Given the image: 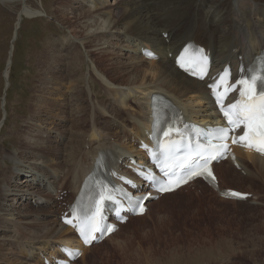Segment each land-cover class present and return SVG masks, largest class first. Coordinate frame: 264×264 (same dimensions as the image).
Masks as SVG:
<instances>
[{
	"label": "bare ground",
	"instance_id": "6f19581e",
	"mask_svg": "<svg viewBox=\"0 0 264 264\" xmlns=\"http://www.w3.org/2000/svg\"><path fill=\"white\" fill-rule=\"evenodd\" d=\"M100 1L101 2H95V0H93L95 7H88V11L85 12H82L83 10H81L79 14L78 9L82 7L81 3L84 2L89 4L91 3V0H69L70 3L67 6L70 10L75 12L76 16L74 18L80 21L77 24L79 25L81 23L82 25V35L78 38L80 43H90L89 45L92 44L91 47L95 48L93 49L94 51H101L105 49V45H110L111 41L109 42V40L111 38H117L122 42V45L125 44V46H121V51H131L134 55H137V57H134V55L129 56L131 57L129 59L137 61L134 64H131V66H129V64L127 65L129 66V70L127 69L128 74H125L126 71L123 70L118 71V83L114 79L115 76L112 74L109 76L106 73L107 71H103L104 69L102 70L101 68H98V72L108 81L107 85H101L102 88L100 90V94L98 93V95L100 96L103 94L108 96V99H112V102L117 106L116 109L120 108L124 110L118 111L117 115L113 112L108 113L110 111L108 108L107 112H102V109L95 106L91 116L88 117L89 119L85 118V125L87 122L90 123L88 130H84L79 126L84 118L80 119V115L75 116L78 119L76 122L77 126H73V128H71L70 131H72V136L68 138L69 142L66 145H63L64 148L62 147V154L60 153L58 156L56 154L50 156L48 152L53 149L54 144H52L53 146L50 145V140L42 142L40 137L46 139L49 138L46 131H51L52 127L47 129V123L52 125V122L44 120L41 117H44V113L45 116H49L51 114L53 116V113L57 111V107L55 105L56 103L53 104L48 101V98L45 96L46 89L48 87L46 88L43 84L44 89L41 92L44 93V95L38 94L42 98H38L39 103H34L37 108V113L31 114L29 118L27 117V122L25 121V124L38 121L39 124H36L38 127V134H32L31 137L27 139V145L24 143L23 144L25 146L23 144H19V147L15 152L6 148V153L9 154H2L5 158L12 159L11 161L14 162L15 165L7 168L6 172L1 174L4 177H8L9 180L8 182L6 181L7 183L4 181L2 185L0 184V196L3 197V202H0V209L3 208V210L0 211V240H2V242L3 240L10 242L11 245L7 244L11 247V249H13L11 252L9 251L13 260L10 259L8 251L6 252L0 248V264H43L44 259L43 257L40 258L41 255L43 254L45 258H50L57 253L58 247L62 244L66 246H80L72 231L63 226L60 223V219L56 217L58 213L57 210L61 203H54L53 201L60 198L59 192L60 190H63V187H67L73 197L81 180L91 170L94 156L100 150L113 149L118 153L119 157H143V153L137 150V147L135 148L131 142L137 140L138 138H143L145 131L148 130L151 124L150 114L152 94L162 93L170 97L176 101L189 118L195 122L202 123L204 117H217V113L215 112L210 98L208 97L206 82L201 83L193 80L185 76L174 66V58L185 42L191 40L196 41L197 44H201L210 49L214 58V65L219 67V70L231 61H234V63L237 64L236 58L238 53L244 54L245 57L252 58L254 55H258L262 50H264V0H119V3L116 1L117 5L114 7H111L113 5H108V0ZM196 10L203 13L207 26H212V28L201 27L198 24L191 22ZM245 12H247V15L252 18L249 22L242 21L243 14ZM38 14L39 12H37V10L24 8L20 15L22 18V16L37 17L39 16ZM100 17H104V19H100ZM21 18H19V21H21ZM229 23L233 28L231 32L229 30ZM19 24L20 22L17 23V33ZM253 25H258V27L250 28ZM164 33H168L167 38L162 36ZM70 41L76 44L75 41ZM141 47H151L154 52L160 56V60L147 61L144 59L140 54ZM111 51L110 53L114 52ZM57 53L58 57L56 56ZM62 53V49L60 51L55 50L51 57L49 56L50 58H56L54 64H52L54 61L50 63V65L52 64L51 68H56L58 65L59 67L66 66V62L62 61L63 58L60 60V56H63ZM10 54L11 57L9 55L5 75L8 79L10 78L9 76L12 66L14 47ZM170 55L173 57L170 58ZM76 60L79 59L73 58V62ZM67 65L69 68L71 65L73 66L70 62H68ZM105 67H107V65H105ZM42 70H45V68ZM49 75L50 74L43 73L41 79L49 86V88H52L51 90L48 88L52 97L54 96V89H61V87L58 88V85L60 84L61 86V83L64 81H62L61 77ZM124 75L126 76L125 78L121 77ZM75 78L68 77V79H70L68 83H70L72 88L73 85L76 87V85L81 81L79 78V82L74 84L76 83ZM112 86L116 87L112 88ZM63 88L65 89V87H62V89ZM60 96H62V93ZM76 97L79 96L76 95ZM65 104L69 105L68 103ZM130 104H133L135 108H131ZM103 106L105 109L110 105L107 106L106 104ZM199 106L201 107L198 108ZM78 109L79 108H77V110ZM97 114H99L98 117L100 116L98 120L96 116ZM105 116L109 118V120L110 118H113L112 124L118 126L117 130L119 132L117 134L110 133V135H107V132L110 131V129L107 131L102 126L99 127V121L102 119L101 117ZM128 122L130 126H128ZM3 123L4 122L0 123V132L3 128ZM106 124L108 126V123ZM16 131L17 130L12 132V135L18 137L19 135ZM15 145L16 142L13 146ZM30 148H34V150L30 151ZM40 149L44 151H40ZM238 162L241 167L240 173H245L248 178L241 177L237 174L234 167L228 161L217 165L215 168L216 170L219 169L218 174L220 173L223 179L228 180L231 176V180L236 182L243 180L252 181L255 188L261 190L259 192V196L263 206L264 158L250 154H238ZM5 165L7 166V163H5ZM65 165L66 167L63 168L62 166ZM26 171L28 173V178L22 180L21 183L23 181L28 183L27 185H29L30 188L27 192H29L30 197L34 199L33 201L35 205H33L35 207L33 206L34 210H28L30 214L27 219L25 218L26 221L24 222V219H17L18 221H16V218L14 217L16 216L15 213L11 212L10 209H7L4 203H7V197L15 195L9 185L11 184L12 177L19 179L20 174ZM55 182L57 184L56 186L53 185ZM226 187L233 189L231 186ZM202 188L204 191H201V193L205 192V188L209 189L204 186H202ZM180 192L181 191L178 190L170 195L163 196L161 199H169L179 196L181 194ZM226 201L228 203L229 200ZM155 202L156 201H152L150 203L154 206L156 205ZM241 203L242 202H239L238 204ZM27 213H25L24 216H26ZM147 214L148 213H146L143 217L132 219H144ZM6 222H12V226H8V224L6 225ZM22 225H24V227H21ZM128 225L129 223L125 224L122 226V229H125ZM261 232L262 241L264 242V221L262 223ZM2 233L4 234L2 235ZM113 237L114 235L109 237L107 240L112 239ZM231 240L232 239L223 237H211L207 240L205 238V240L201 242L202 246L201 249L199 248L200 251L192 254L190 253V255L188 254L189 256L185 261L175 262L172 261L173 259L170 260L166 258L163 259L162 264H237L238 260L245 259L244 257L247 253L244 252L245 254H243L242 252H237V254H234L236 248L233 246L234 242L232 243ZM93 248L94 246L89 249H85L84 251L92 252ZM116 250L117 249L114 251ZM255 250L252 252L251 256L256 257L259 254ZM229 260H233L234 263H229Z\"/></svg>",
	"mask_w": 264,
	"mask_h": 264
},
{
	"label": "rangeland",
	"instance_id": "374dc122",
	"mask_svg": "<svg viewBox=\"0 0 264 264\" xmlns=\"http://www.w3.org/2000/svg\"><path fill=\"white\" fill-rule=\"evenodd\" d=\"M23 1L24 0H0V123L4 122L3 128L0 132L1 185L4 181L8 182L9 180L8 177H4L1 174L6 172L7 168L15 165L14 162L11 161L12 159H7L2 155L7 152L6 148L15 152L18 149L19 144H26L27 139H29L32 134H38V127L36 126V124H39L38 121H33L30 124L25 123L31 114L37 113V108L34 103H39L38 98L40 96L38 94L44 95V93L41 92L44 89V86L49 88V86L41 79L43 73L50 74L49 76L53 75L54 77H61L62 81H64L61 83V86L60 84L58 85V88L61 87V89H54L53 93L55 97H51L50 95V90L52 89L51 87L49 88L50 90L48 88L46 89L45 96L48 98L49 102H52L53 104L56 103L55 105L57 107V111H55L56 113H53V116L52 114L49 115L50 117L45 116L44 113V117H41L44 120H49V122L51 121L52 125H50V123H47L48 126L46 124L45 125L47 126V129L52 128L51 131H46L49 138L46 139L40 137V139L42 142L50 140L49 144H54V147L48 153L50 156L54 154L58 156L64 148L63 145H66L69 142L68 138L72 136V131H70L71 128H73V126H77L76 122L78 119L75 116L80 115V119L84 118L79 126L84 130H88L90 123L87 122L85 125V118L89 119L88 117L91 116L95 106L102 109V112H107L109 109L111 112L109 111L108 113L113 112L114 114H117L120 110H124L120 108L116 109L117 106L112 102V99H108V96L103 94L100 96L98 95V93L100 94V90L102 88L101 85L108 84V81L98 72V68H101L102 70L104 69L103 71H107L106 73L109 76H111V74L115 76L114 79L118 83V71L123 70L126 71L125 74H128L129 66L137 61L129 59L131 58L129 57L130 55H134L133 52L120 50L122 49L121 46L123 47L125 44L122 45V42L117 38H111L109 40V42L111 41L110 45L107 44L105 45L106 47L103 46L105 49L101 51H94L93 49L95 48L91 47L92 44L89 45L90 43H85L86 45L80 43L78 38L82 35V25L81 23L79 25L77 24L80 21L74 18L76 16L75 12L70 10L67 6L70 3L69 0ZM97 1L101 2L100 0H95V2ZM116 1L119 3V0H108V5H113L111 7H114L117 5ZM81 4L82 7L78 9V14L81 10H83L82 12L88 11V7H95L93 0H91V3L89 4L84 2ZM24 7L30 10H37V12H39V16H22L21 18L20 14ZM19 18H21V21H19ZM193 18L191 22L196 23L201 27L212 28V26H207L202 12L196 10ZM100 19H104V17H100ZM251 19L252 18L247 15V12L243 14V22H249ZM19 22L18 35L16 41L14 42V54L9 76L10 78L8 79L5 75L7 61L10 55L9 48L14 35V30L17 29V23ZM256 27H258V25H253L250 28ZM229 30L230 32L233 30L230 23ZM70 40L75 41L77 45L74 44V42L72 43ZM61 49L63 51V56H60V60L63 58L62 61L66 62V66L59 67L58 65L56 68H51L56 59L50 58L51 55L55 50L60 51ZM110 51H114L116 56L114 52L110 53ZM56 56L58 57V53ZM134 57H137V55H134ZM73 58H78L79 60L73 62ZM52 61L54 62L52 63ZM68 62L73 64V66L71 65L72 67L70 66V68L67 67ZM50 63L52 64L50 65ZM128 64L129 66H127ZM105 65H107V67H105ZM44 68L45 70H42ZM66 75L70 78L76 77V83L74 84H77L80 79L81 81L76 85V87L73 85L72 88L70 83H68L70 79H68ZM121 77L125 78L126 76L124 75ZM62 87H65V89H62ZM113 87L116 86H112V88ZM61 93L62 96H60ZM76 95L79 97H76ZM65 103H68L69 105ZM106 104L107 106H110L106 107L105 110L103 105ZM66 106H69L70 108ZM76 107L79 109L77 110ZM130 107L135 108L133 104H130ZM200 107L201 106L198 108ZM98 115L99 114L96 115L97 120L100 118ZM101 118V121L103 122L99 121V127L102 126L107 131L110 129V131L107 132V135H110V133L117 134L119 132L117 130L118 126L112 124L113 118H110L111 121L106 116ZM106 123H108V126ZM128 126H130L129 122ZM15 130L18 131H16L19 135L18 137L12 135V132ZM15 142L16 145L13 146ZM33 150L34 148H30V151ZM40 151L44 150L40 149ZM6 154L8 155L9 153ZM5 163H7V166ZM62 167L64 168L66 165ZM235 172H237V174L241 177H247L243 172L240 173L238 170H235ZM27 175L28 173L26 171L20 174L19 179L12 177L11 184L9 185L15 195L7 197V203H4L7 209H10L11 212L18 216H14L16 221L24 219L25 222L30 214L29 211H31L34 206V199H32L29 192H27L30 188L29 185H27L28 183H25V181L21 183L22 180L28 178ZM219 176H221L220 173ZM220 180L222 184H224L222 176L220 177ZM224 181L225 186H231V188L240 191L243 190L244 192H250L253 194V197L246 203L238 204L239 202L234 203V201H228L227 203L226 200H219V198L209 189L205 188V192L201 193V191H204L202 186H199V190H197V188L184 190L179 196L169 199L164 198L156 201V205L154 206L150 203V210L144 219H131L128 222L129 225L125 229H122L120 233L114 235L112 239L104 241L99 246H95L92 252H85L83 258H81L76 264H162L163 259L166 258L170 260L173 259L172 261L175 262L185 261L190 253L192 254L200 251L202 246L201 242H203L205 238L207 240L211 237L232 239V243L234 242L233 246L236 248L234 254H237V252H242L243 254H245L244 252L247 253L245 254V259L238 260L237 264H264V242L261 237L262 223L264 221V205L262 206L260 201L259 192L261 190L255 188L253 182L250 180L236 182L231 180L230 176L228 180L224 179ZM53 185L56 186V182ZM62 189L63 193H68L67 187H63ZM60 194H62V192ZM0 202H3V197L0 198ZM53 202L56 203L58 201L54 200ZM2 210L3 208L0 209V211ZM25 213H27L26 216H24ZM7 224L8 226H12V222H6V225ZM21 227H24V225ZM3 234L4 233H2V235ZM1 242L2 240H0V243ZM7 243L11 245L10 242L3 240L0 244V248L6 252L8 251L10 259L13 260L10 253L13 249H11ZM115 249L117 250L114 251ZM254 250L259 253L256 257L251 256ZM229 263L234 262L233 260H229Z\"/></svg>",
	"mask_w": 264,
	"mask_h": 264
},
{
	"label": "snow or ice",
	"instance_id": "6c2138e0",
	"mask_svg": "<svg viewBox=\"0 0 264 264\" xmlns=\"http://www.w3.org/2000/svg\"><path fill=\"white\" fill-rule=\"evenodd\" d=\"M149 55H151L149 53ZM223 79V78H222ZM260 79H264L262 76ZM257 77H251V83L248 81H241L242 84H246L249 92H241V96L244 97L247 95V102L241 106L240 104H234L230 107L235 109V111L225 112L224 115L228 119L229 123L234 127H239L240 124H244L246 127V131L244 132L243 136H240L238 140H234L233 142H240L246 147H255L257 151H264V92L260 93L259 96V103L256 102V99L253 94V89L256 83ZM224 138L226 133L224 130H221ZM167 135V133H166ZM259 140V144H254L253 141ZM216 157H211V159H215ZM207 171V170H205ZM203 172L197 171L193 173V175H203ZM207 177L214 179L212 173L207 171ZM161 191H165L168 189L161 188ZM234 196H240L238 193H232ZM66 223H71V221H66ZM99 231V229H95ZM81 235L85 237V243H90V239L88 238V233L85 232L84 229H80ZM95 239V237H92Z\"/></svg>",
	"mask_w": 264,
	"mask_h": 264
},
{
	"label": "water",
	"instance_id": "95a60500",
	"mask_svg": "<svg viewBox=\"0 0 264 264\" xmlns=\"http://www.w3.org/2000/svg\"><path fill=\"white\" fill-rule=\"evenodd\" d=\"M23 2H24V1H23ZM24 8H25V7H24ZM16 37H17V32H16V30H15L12 41H14V40L16 39ZM12 49H13V46L11 45V50H12ZM10 56H11V54H10Z\"/></svg>",
	"mask_w": 264,
	"mask_h": 264
}]
</instances>
